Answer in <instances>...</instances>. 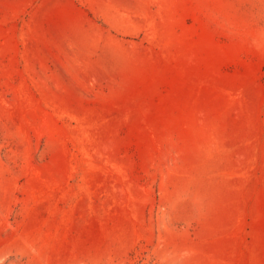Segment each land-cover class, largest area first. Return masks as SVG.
Returning <instances> with one entry per match:
<instances>
[{"label": "rangeland", "instance_id": "1", "mask_svg": "<svg viewBox=\"0 0 264 264\" xmlns=\"http://www.w3.org/2000/svg\"><path fill=\"white\" fill-rule=\"evenodd\" d=\"M0 264H264V0H0Z\"/></svg>", "mask_w": 264, "mask_h": 264}]
</instances>
